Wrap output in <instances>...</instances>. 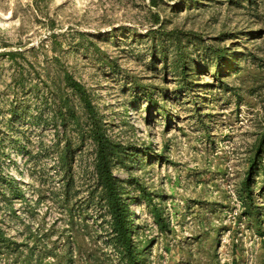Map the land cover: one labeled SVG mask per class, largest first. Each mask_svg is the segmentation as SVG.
Segmentation results:
<instances>
[{"label":"rangeland","instance_id":"1","mask_svg":"<svg viewBox=\"0 0 264 264\" xmlns=\"http://www.w3.org/2000/svg\"><path fill=\"white\" fill-rule=\"evenodd\" d=\"M99 136L137 264H264V0H0V264H127Z\"/></svg>","mask_w":264,"mask_h":264},{"label":"trees","instance_id":"2","mask_svg":"<svg viewBox=\"0 0 264 264\" xmlns=\"http://www.w3.org/2000/svg\"><path fill=\"white\" fill-rule=\"evenodd\" d=\"M98 155H97V173L104 187V197L110 205L111 212L114 216L113 228L116 233V241L122 248L123 257L127 264H137V256L134 251L132 237L130 235V218L127 215V204L118 192V179L113 176L111 165V155L108 148L107 139L98 137ZM154 218L160 225H163L165 219L161 214H154Z\"/></svg>","mask_w":264,"mask_h":264}]
</instances>
